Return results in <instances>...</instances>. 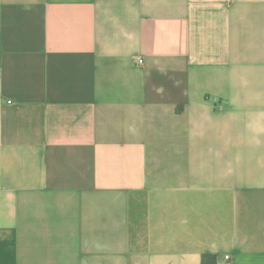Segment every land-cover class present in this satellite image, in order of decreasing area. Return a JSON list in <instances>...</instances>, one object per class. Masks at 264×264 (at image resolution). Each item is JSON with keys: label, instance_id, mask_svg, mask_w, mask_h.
Returning a JSON list of instances; mask_svg holds the SVG:
<instances>
[{"label": "crops", "instance_id": "0c3cea01", "mask_svg": "<svg viewBox=\"0 0 264 264\" xmlns=\"http://www.w3.org/2000/svg\"><path fill=\"white\" fill-rule=\"evenodd\" d=\"M205 255L264 264V0H0V264Z\"/></svg>", "mask_w": 264, "mask_h": 264}, {"label": "trees", "instance_id": "16d2710c", "mask_svg": "<svg viewBox=\"0 0 264 264\" xmlns=\"http://www.w3.org/2000/svg\"><path fill=\"white\" fill-rule=\"evenodd\" d=\"M211 258H212V256H210V255H205L204 258H203V264H213V263L211 262Z\"/></svg>", "mask_w": 264, "mask_h": 264}, {"label": "built area", "instance_id": "2783aa9c", "mask_svg": "<svg viewBox=\"0 0 264 264\" xmlns=\"http://www.w3.org/2000/svg\"><path fill=\"white\" fill-rule=\"evenodd\" d=\"M139 63L141 64V63H143V61L140 60ZM9 103H11V102H9ZM226 258L229 259V256H227Z\"/></svg>", "mask_w": 264, "mask_h": 264}]
</instances>
